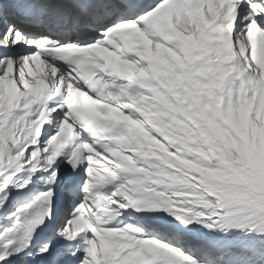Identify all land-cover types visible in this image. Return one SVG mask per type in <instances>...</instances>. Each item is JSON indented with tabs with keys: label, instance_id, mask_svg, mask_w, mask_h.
<instances>
[{
	"label": "snow or ice",
	"instance_id": "1",
	"mask_svg": "<svg viewBox=\"0 0 264 264\" xmlns=\"http://www.w3.org/2000/svg\"><path fill=\"white\" fill-rule=\"evenodd\" d=\"M0 264H264V0H0Z\"/></svg>",
	"mask_w": 264,
	"mask_h": 264
}]
</instances>
